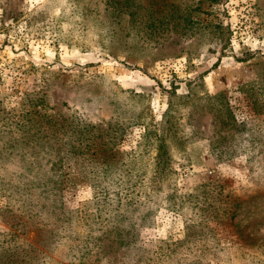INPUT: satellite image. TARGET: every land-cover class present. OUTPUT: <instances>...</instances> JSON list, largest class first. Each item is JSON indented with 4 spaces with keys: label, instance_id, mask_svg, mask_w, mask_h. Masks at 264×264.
Here are the masks:
<instances>
[{
    "label": "rangeland",
    "instance_id": "1",
    "mask_svg": "<svg viewBox=\"0 0 264 264\" xmlns=\"http://www.w3.org/2000/svg\"><path fill=\"white\" fill-rule=\"evenodd\" d=\"M0 264H264V0H0Z\"/></svg>",
    "mask_w": 264,
    "mask_h": 264
},
{
    "label": "trees",
    "instance_id": "2",
    "mask_svg": "<svg viewBox=\"0 0 264 264\" xmlns=\"http://www.w3.org/2000/svg\"><path fill=\"white\" fill-rule=\"evenodd\" d=\"M157 139L162 143V141L164 140V136L162 134H157ZM159 148H160L159 155L161 156L162 159V149H163L162 144H159Z\"/></svg>",
    "mask_w": 264,
    "mask_h": 264
}]
</instances>
